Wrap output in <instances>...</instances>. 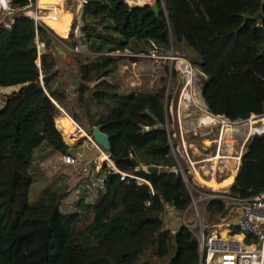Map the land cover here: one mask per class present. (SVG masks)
Segmentation results:
<instances>
[{
	"label": "trees",
	"instance_id": "16d2710c",
	"mask_svg": "<svg viewBox=\"0 0 264 264\" xmlns=\"http://www.w3.org/2000/svg\"><path fill=\"white\" fill-rule=\"evenodd\" d=\"M84 1L80 22L63 40L27 15L28 0H11L13 15H0V87H19L0 108V264H199L195 234L166 223V207L184 216L193 204L182 173L174 172L180 161L167 130L166 84L178 74L165 71L156 93H123L108 78L125 52L149 56L174 48L206 77L202 98L210 114L232 123L262 118L264 0H156L159 15L148 4ZM79 46L84 50L76 52ZM61 110L110 138L114 168L102 170L106 189L93 203L69 202L84 179L83 163L63 162L74 152L62 132L67 138L74 127L58 120ZM263 193L264 134L249 144L227 196L248 201ZM228 203L213 200L205 212L225 217L233 208Z\"/></svg>",
	"mask_w": 264,
	"mask_h": 264
},
{
	"label": "built area",
	"instance_id": "2783aa9c",
	"mask_svg": "<svg viewBox=\"0 0 264 264\" xmlns=\"http://www.w3.org/2000/svg\"><path fill=\"white\" fill-rule=\"evenodd\" d=\"M29 4L26 8L27 15L30 16L37 24L43 25L42 16L52 11L51 8H42L39 5L40 0H28ZM63 3H66L67 0H59ZM81 3L82 9L84 8V0H79ZM130 6H142L139 3V0H125ZM13 15V9L11 7V0H0V15ZM79 16V15H78ZM81 17V16H79ZM81 19V18H80ZM80 21V20H79ZM13 24V16L11 20L6 23L5 27L9 29ZM42 53L39 50V56ZM116 55H122L117 53ZM123 57L129 60V57L133 56L129 52H125ZM140 58L142 56H139ZM146 59H150L157 64L158 70L162 71L168 66L172 70H175L178 73V76L181 81V94L177 101V112L176 116L171 114L172 119L177 120L179 124V137L177 144V151L181 154L182 158L186 161L187 171L183 169L181 164L179 165L180 171L184 177L187 178V175L201 173V170L204 169L200 166L202 163L198 162L191 158L188 152V143L186 140V135L183 133L182 124H185L186 120L189 121L194 113L195 109L198 108L205 115L221 119L223 122L221 132L219 135V142H222L224 136L225 127H232L236 123L228 121L224 116H214L210 114L206 108L205 102L201 95V87L199 88V82L204 79V74L199 72L187 59L183 57H178L175 54L169 53H159L153 51L149 56H143ZM65 113L63 110H61ZM254 118V117H253ZM252 118V119H253ZM256 118V117H255ZM259 121H262L264 118L258 117ZM203 119L199 120L200 124ZM248 120L246 122H249ZM71 122L73 124L74 130L69 133L66 138L64 133L63 137L65 142L70 145V141L81 142L84 144L86 150L93 154L87 162H84V156L82 152H76L74 154H66L62 157L63 162L70 166H77L83 163L82 175L84 179L76 187L72 194V198L69 201L71 205H76L75 203L85 199L88 201L90 197L98 196L105 192L106 189V177L102 174V170L107 168H114L113 162L111 160L109 152L104 150L91 136V131L84 129L79 126L72 118ZM242 123V122H239ZM202 125V124H201ZM167 130L170 133L171 128L167 126ZM260 135L264 134V130L258 132ZM196 134V133H195ZM173 137H176L175 134L171 137V146H173ZM180 139V142H179ZM248 139V138H247ZM246 139V140H247ZM221 146V143L219 144ZM241 157V156H240ZM240 157L238 158L240 160ZM213 159L208 160L212 162ZM214 161V160H213ZM213 163V162H212ZM195 172V173H193ZM125 176V175H124ZM187 180V179H186ZM187 185L190 188L191 196L193 199V209L195 208L197 216L199 215L196 208V203L198 200L203 203H209L213 200L224 199L229 203L228 205L233 206L232 209L239 207L241 208L240 217L236 222V228L239 229L240 235H234V230H231L230 226H227L225 229L229 238L222 239L217 237V231L207 234L205 225L200 222L198 232L195 233L190 224L185 223V226L195 233L200 249V263L199 264H264V193L260 194L251 200L243 201L240 199H235L227 196V192H216L214 190H206L203 185H198L195 183L192 176V184L197 186L199 189L204 191L196 190L195 193L192 191V186L187 180ZM195 195H198L196 200ZM90 196V197H89ZM166 212L170 215L172 214L171 208L166 207ZM186 214H184L185 218ZM242 236V240H238L237 237ZM247 237H252V242L247 243Z\"/></svg>",
	"mask_w": 264,
	"mask_h": 264
},
{
	"label": "rangeland",
	"instance_id": "374dc122",
	"mask_svg": "<svg viewBox=\"0 0 264 264\" xmlns=\"http://www.w3.org/2000/svg\"><path fill=\"white\" fill-rule=\"evenodd\" d=\"M155 3H156V0H150V3H148V5L153 6ZM59 5H62V6H59ZM80 6H81V3H80L79 0H67L64 5H63L62 2L59 1L55 6H53L54 7L53 11H51V12H49L47 14H44L42 16V19L44 20L42 23H43V25L45 24L44 27H46L49 31L51 29L54 30V31H57L62 36V37L60 36L62 38L61 40L68 39L70 34H71L73 21L76 20V21L79 22L78 14L80 15V13H81L80 12ZM64 13L66 15H63ZM72 17H73V20H72V23H71ZM66 22H69V25H68V29L69 30L67 32H65L66 31V26H65ZM46 24H48L50 28ZM54 26L58 27L60 31L55 29ZM74 34H75L76 38H81V36H77L76 35V31L74 32ZM65 48H68V46L65 45ZM76 49H78V48H76ZM38 50H40L41 53L43 54L44 45H39L38 46ZM81 50H84V48L81 47L79 49V51H81ZM40 57L41 56H39V58H38V65L41 64ZM147 60H149V59H146V58H144L142 56L141 60H133L132 62H144V61H147ZM145 64H147V63H145ZM170 69H171L170 66H168L167 68L164 69V74L166 76H168V74L166 73L167 70L170 71ZM175 77L176 78H174L172 80V82H171L170 78L168 77L167 84H166L168 93H167V99L165 100V105H166V108H168V115L170 116L169 127L171 128V131L173 132V134L176 135V137H173V139L175 141V146H174L175 149L173 150V154L176 156L178 161H180L179 163L183 167V164H184V166H186L187 163L182 158L181 154L177 151L178 137H179V132H180L179 124H178L176 118L172 119V116H171L172 112H173V115L176 116V112H177V110H176L177 105L176 104H177L178 98H179V96L181 94V86H182L179 76L175 75ZM161 79L162 78L159 77V80H161ZM113 81L117 82L115 79ZM203 82H204V79H202V81L199 82V88L200 87L202 88ZM160 83L162 84L161 81H160ZM161 87L162 86H160V88ZM17 89H19V87L6 88V89L0 87V108H2V106L4 105V103L6 101V98L9 95L13 94L14 91H16ZM159 89H152V91H153L152 93H156ZM205 116H207V115H205V113H202L198 108H196L194 113L192 114V117L190 119H188L189 121H191V119L195 118L194 119L195 120L194 124H193V122L187 123V124H182L183 133L185 135H189L190 140L196 141L197 139H199V137H201L202 140L206 139V140L210 141V143L203 142V143H199V145L196 146L197 153H195V157H194V154L192 155L191 150L188 147V152H189V155L191 156L192 159L193 158L196 159V160H201V159L211 160V159H213L212 158L213 156H212L211 153L215 152L216 146H213L214 143H211V142L214 141V139H215L217 134H218L217 138L219 137L220 132H221V128H222V124L221 123H217L215 125L214 124H212V125L211 124L210 125H201L199 120L203 119ZM252 118L250 120L255 121L257 123L256 126L260 130L259 132H261V128L264 127V123H262L264 119L260 122L259 121L260 119H258V117H256V118L254 117L253 119ZM215 120H217V119H215ZM247 123L248 122H242V123H236L234 125H230V126H232V128L236 129L237 131L234 132L232 135L224 136V143H231V142L233 143L235 141V143H238V145H239V147L241 148V151H242L243 147H244V144L246 142V139L244 137L245 135L243 134L244 129H245L244 124H247ZM194 132L197 134L198 137L194 136ZM193 138H196V140H194ZM179 142H180V139H179ZM241 151H240V154H241ZM236 156H238V158L240 157L239 155H236ZM209 163H211V162H209ZM203 165H207V168L210 169V167H209L210 164H208V162H206ZM200 166H202V164ZM235 169H236V167L234 166L232 168V171L234 172ZM201 172H203V171L201 170ZM233 172L231 173L232 176H233ZM193 173H195V172H193ZM197 174L198 173H195V175H197ZM193 175L194 174H192V176ZM73 176H75V174ZM227 180L229 181L228 178L226 180H224V181H227ZM76 181L77 180L75 178L73 180V182H72L73 186H74ZM212 183H213V186H214L215 182L212 181ZM203 186L206 189H208L209 191L212 189V188H210L209 186H207L205 184H203ZM197 196L198 195H195L196 200H198V198H199V197L197 198ZM90 198H93V197H90ZM192 206H194V205L192 204L190 209L185 213L186 214L185 218L183 217V215L176 216L173 213L171 215H169V216L167 215L166 223H167L168 227H171L172 229H176V228H178L180 226H185V223H188L193 228L197 227V228H195L193 230L195 233H197L198 232V228L200 226V222H202L205 225L206 230L209 231V232H215V231L218 232L219 229H221V228L222 229H226L227 226H230L231 230H234V231L236 230V222L238 221V219L240 217L241 208L236 207L234 209H231L229 211V213L225 217L221 218V217H218V216H216V217L207 216V214L205 212L206 203H203L200 200H198L197 203H196V208H197L198 213H199L198 216H197L195 208L193 209Z\"/></svg>",
	"mask_w": 264,
	"mask_h": 264
},
{
	"label": "crops",
	"instance_id": "0c3cea01",
	"mask_svg": "<svg viewBox=\"0 0 264 264\" xmlns=\"http://www.w3.org/2000/svg\"><path fill=\"white\" fill-rule=\"evenodd\" d=\"M143 2L142 3L139 2L140 5H142V6L147 5L148 3H150V0H143ZM80 8L83 11L81 6H80ZM63 15H66V14L64 13ZM78 19L80 20V17H78ZM72 20H73V17L71 19V23H72ZM68 25H69V22H66L65 23V26H66L65 32H67L69 30ZM55 29L59 30L58 27H55ZM75 31H76L77 36H82L81 30H80V23H79V25ZM80 48L81 47L79 46L78 49H75V50L79 51ZM70 51H73V50L70 49ZM44 52H45V48H44L43 53ZM145 63H147V64L149 63V64L147 65ZM76 75H77V73H73L70 76L71 79H73V81H74ZM163 75H164V70L159 71L157 64L150 59L147 61H144V62H132L130 60L125 59L122 62H120L119 67H118L116 73L113 75V77L108 78V80L111 83H117L123 93H132V92L152 93L153 92L152 89H159L160 88V86H161L160 81L161 80H159V77L162 78ZM114 79L117 82L113 81ZM205 79H206V77L204 76V80ZM16 91H18V89ZM63 111L65 113L62 112V115H61V117H59L58 120H65V119H71L72 118L67 111H65V110H63ZM194 119L195 118L191 119V121H186L185 124L191 123V122H193V124H194V121H195ZM194 136L198 137L197 134H195V132H194ZM217 136H218V134L216 135L214 141L211 142V143H214L213 146H216L215 152L211 153L213 156L212 158L214 160V161L212 160L213 163L212 162L209 163L208 160H204V159L196 160L193 158L194 160L201 162L202 168L204 169L203 172H201V173L199 172V174H197V175L194 174L193 178H194L195 183H197L198 185L205 184V185L209 186L210 188H212L211 190L227 192L229 190V188L232 186V184L234 183V181L236 180L238 173H239L238 169L241 166V160H239L238 156H236V155L241 156L243 150L241 151V148L239 147L238 143H235V141L233 142L235 144H233L232 142L231 143H224V139L222 140V142H219V137L217 138ZM185 138L187 140L188 147L190 148L192 155L194 154V157H195V153H197L196 146L199 145V143H203V142L210 143L209 140H206V139L202 140L201 137H199V139H197V140H196V138H193L197 142L190 140L189 135H186ZM220 143H221V146L219 145ZM69 146L71 147V150L74 153H76V152H82L83 153L84 162H87L89 160V158H91L93 156L92 153H90L86 150V148L84 147V144H82L81 142L79 143V142L74 141L73 144H70ZM239 150L241 151V154H240ZM206 162H208V164H210V166H209L210 169L207 168V165H203ZM234 166L236 167V169H235L236 173L234 176H232L231 173L233 172L232 168ZM227 178L229 179V181L228 180L224 181ZM212 181L217 184V187L213 186ZM97 198H98V196H93V198H90L88 200V202L93 203ZM222 230H224V229L221 228V229H219L218 232L221 233ZM237 239L242 240V236L237 237Z\"/></svg>",
	"mask_w": 264,
	"mask_h": 264
},
{
	"label": "water",
	"instance_id": "95a60500",
	"mask_svg": "<svg viewBox=\"0 0 264 264\" xmlns=\"http://www.w3.org/2000/svg\"><path fill=\"white\" fill-rule=\"evenodd\" d=\"M152 11L153 12H155L156 13V15H159L160 14V7H159V5L157 4V3H155L153 6H152ZM83 12H84V8H83V11H82V15H83ZM82 15H81V17H82ZM80 17V18H81ZM255 18L256 19H260L261 18V13L259 12L256 16H255ZM54 34H55V36L59 39V40H61L62 38L56 33V32H54L53 30H51ZM59 51V53H61V54H64V52H63V50H61V49H59L58 50ZM77 52V51H76ZM170 54H174V48L172 49V51L170 52ZM129 60L130 61H133V60H141V58L139 57V56H131V57H129ZM73 83H77V81H73ZM202 90V89H201ZM201 95H202V91H201ZM166 114H167V116H168V108H166ZM258 135H260L258 132H254V133H252L249 137H248V139L246 140V142H245V144H244V147H243V152H242V155H241V157H240V160L242 159V157L246 154V151H247V148H248V146H249V144L252 142V140L256 137V136H258ZM91 136H92V138L100 145V146H102L103 148H104V150H106L107 152H110V149H111V147H110V138H109V136L108 135H106V134H104L102 131H101V129L100 128H98V127H95V128H93L92 130H91ZM240 169H241V166L239 167V172H240ZM144 171H146V172H148V173H151V174H153V173H159L160 172V168H158V167H145L144 168ZM174 172L175 173H179V172H181L180 171V168H176V169H174ZM239 174V173H238ZM184 177V176H183ZM184 179H185V181H187L186 180V177H184ZM187 183V182H186Z\"/></svg>",
	"mask_w": 264,
	"mask_h": 264
},
{
	"label": "bare ground",
	"instance_id": "6f19581e",
	"mask_svg": "<svg viewBox=\"0 0 264 264\" xmlns=\"http://www.w3.org/2000/svg\"><path fill=\"white\" fill-rule=\"evenodd\" d=\"M40 2V1H39ZM59 2V0H44V5H41L42 6V8H51L52 9V11L54 10V7L53 6H55L57 3ZM139 2L140 3H142L143 2V0H139ZM144 3V2H143ZM80 15L79 16H81L82 15V10H81V8H80ZM201 120V119H200ZM69 121H70V123L72 124V122H71V119H69ZM223 121L221 120V119H217V120H215V118H212V117H209V116H205L204 118H203V120L201 121V124L202 125H212V124H217V123H222ZM262 123H264V120H263V122ZM257 123L255 122V121H249L247 124H244V127H245V129H244V132H243V134L245 135L244 137H245V139H247L252 133H254V132H259L260 130L257 128ZM243 127V126H242ZM264 130V127H262L261 128V131H263ZM237 130L236 129H234V128H232V127H225V130H224V135L225 134H227V135H232L234 132H236ZM243 137V138H244ZM233 144H235V143H233ZM240 151V150H239ZM239 153V152H238ZM231 159V158H230ZM228 160V159H227ZM235 171L233 172V176L235 175ZM228 183V182H227ZM214 186L215 187H217V184L216 183H214ZM217 237L218 238H222V239H228L229 238V234H228V232L224 229V230H222L221 231V233L220 232H217ZM240 237V236H239Z\"/></svg>",
	"mask_w": 264,
	"mask_h": 264
}]
</instances>
